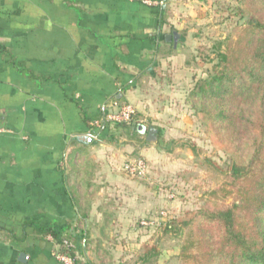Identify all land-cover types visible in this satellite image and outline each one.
I'll use <instances>...</instances> for the list:
<instances>
[{
    "label": "crops",
    "instance_id": "crops-1",
    "mask_svg": "<svg viewBox=\"0 0 264 264\" xmlns=\"http://www.w3.org/2000/svg\"><path fill=\"white\" fill-rule=\"evenodd\" d=\"M144 1L0 0V264H64L37 226L66 228L81 249L91 232L134 234L154 183L179 169L158 144L198 132L186 0ZM176 31L175 48L166 38ZM123 104L137 110L132 125L94 127ZM136 124L143 137L156 128L157 144L135 138ZM141 157L154 172L133 178L123 167ZM88 182L81 220L73 188Z\"/></svg>",
    "mask_w": 264,
    "mask_h": 264
},
{
    "label": "trees",
    "instance_id": "trees-1",
    "mask_svg": "<svg viewBox=\"0 0 264 264\" xmlns=\"http://www.w3.org/2000/svg\"><path fill=\"white\" fill-rule=\"evenodd\" d=\"M239 1L250 16L249 25L236 42L217 46L211 72L196 82L187 100L208 137L232 153L226 180L211 198L234 201L220 205L211 199L199 211L187 213V220L167 226V232L178 225L187 229L179 256L182 264H264V0ZM139 126H133L135 138L143 136ZM90 187L88 182L73 188L81 220L88 218L92 196L77 194L78 188ZM35 229L61 245L74 264H82L75 244L65 247L73 238L66 236V228ZM159 256L156 244L145 245L138 264H157Z\"/></svg>",
    "mask_w": 264,
    "mask_h": 264
},
{
    "label": "rangeland",
    "instance_id": "rangeland-1",
    "mask_svg": "<svg viewBox=\"0 0 264 264\" xmlns=\"http://www.w3.org/2000/svg\"><path fill=\"white\" fill-rule=\"evenodd\" d=\"M180 17L185 22V32H191L193 36L191 60L195 69L199 70V79L206 78L211 72L217 46L224 42H236L250 22V16L239 0H186L185 10ZM225 49L224 45L222 50ZM184 51L187 52V49ZM189 52H192L191 49ZM196 116L199 125L195 136L173 142L164 141L163 144L159 141V148L169 158L165 162L178 163L179 169L168 177L162 176V180L154 183L152 187L156 196H153L152 209L137 220L136 232L123 235L118 226L109 236L99 237L98 233L91 232L89 246L84 249H81L82 245H78L80 248L76 247V258L82 264H109L108 258L112 260L110 264H138L143 247L153 244L160 251L157 264H182L179 256L187 229L183 230L178 225L174 231L167 232L166 228L179 219L187 220V213L202 209L212 199V192L225 182L224 172L229 170L232 162L229 148L215 144L206 134L197 112ZM142 139L147 146L157 144L148 143L146 136ZM171 149L175 151L172 154ZM177 149L183 150L176 153ZM143 159L152 172L150 161ZM212 201L230 205L234 200L214 198ZM99 242L101 250L106 254L103 261L97 258Z\"/></svg>",
    "mask_w": 264,
    "mask_h": 264
},
{
    "label": "built area",
    "instance_id": "built-area-1",
    "mask_svg": "<svg viewBox=\"0 0 264 264\" xmlns=\"http://www.w3.org/2000/svg\"><path fill=\"white\" fill-rule=\"evenodd\" d=\"M147 5H154L156 4L153 1L146 0L144 1ZM137 117V110L136 108L131 104H123L120 106H117V111L108 114L104 120L96 123L94 127L96 129H102L106 124H112V125H132ZM3 130H0V133H2ZM123 170L131 177L133 178H145L147 174L149 173V165L143 158L136 159L133 163H128L123 167ZM165 216V213H163ZM146 223H144L145 225ZM65 247L66 248H74V245L72 242L65 241ZM57 258L64 264H74V259L71 256V254H67L62 252L61 250L57 253Z\"/></svg>",
    "mask_w": 264,
    "mask_h": 264
},
{
    "label": "water",
    "instance_id": "water-1",
    "mask_svg": "<svg viewBox=\"0 0 264 264\" xmlns=\"http://www.w3.org/2000/svg\"><path fill=\"white\" fill-rule=\"evenodd\" d=\"M166 39L168 42L173 43L174 47L176 48L178 43L182 39V34L176 31V32H173L171 35H168ZM139 131L141 133H145L146 128L144 126H139ZM157 134H158V130L156 128L154 127L150 128L147 132L146 141L148 143H155L157 141Z\"/></svg>",
    "mask_w": 264,
    "mask_h": 264
}]
</instances>
